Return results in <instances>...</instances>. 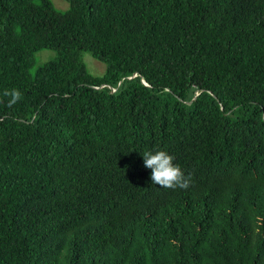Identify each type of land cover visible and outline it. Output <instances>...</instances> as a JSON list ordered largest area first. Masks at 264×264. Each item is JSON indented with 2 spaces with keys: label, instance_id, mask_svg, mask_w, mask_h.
I'll return each mask as SVG.
<instances>
[{
  "label": "trees",
  "instance_id": "1",
  "mask_svg": "<svg viewBox=\"0 0 264 264\" xmlns=\"http://www.w3.org/2000/svg\"><path fill=\"white\" fill-rule=\"evenodd\" d=\"M65 1L0 0V264H264V0Z\"/></svg>",
  "mask_w": 264,
  "mask_h": 264
},
{
  "label": "clouds",
  "instance_id": "2",
  "mask_svg": "<svg viewBox=\"0 0 264 264\" xmlns=\"http://www.w3.org/2000/svg\"><path fill=\"white\" fill-rule=\"evenodd\" d=\"M11 107L21 99L18 89H6L3 93ZM144 167L151 170L152 184L168 189H188L192 184V174L187 175L179 164L174 163L175 157L162 149L146 150L142 154Z\"/></svg>",
  "mask_w": 264,
  "mask_h": 264
},
{
  "label": "rangeland",
  "instance_id": "3",
  "mask_svg": "<svg viewBox=\"0 0 264 264\" xmlns=\"http://www.w3.org/2000/svg\"><path fill=\"white\" fill-rule=\"evenodd\" d=\"M51 2L53 6L60 11H63L68 7V3L65 0H51ZM55 55V51L51 49L43 48L37 50L33 55V64L29 68V73L33 74L36 67L42 65L44 62L50 59H53ZM81 59L84 62L88 72L92 75H100L103 73L105 67L104 63L93 58L87 51L81 52Z\"/></svg>",
  "mask_w": 264,
  "mask_h": 264
}]
</instances>
